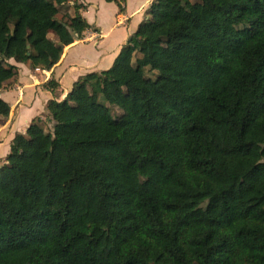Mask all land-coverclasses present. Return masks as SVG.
<instances>
[{
	"label": "trees",
	"instance_id": "trees-1",
	"mask_svg": "<svg viewBox=\"0 0 264 264\" xmlns=\"http://www.w3.org/2000/svg\"><path fill=\"white\" fill-rule=\"evenodd\" d=\"M68 1L0 0V88L90 27ZM146 13L11 140L0 264H264V0Z\"/></svg>",
	"mask_w": 264,
	"mask_h": 264
},
{
	"label": "crops",
	"instance_id": "crops-1",
	"mask_svg": "<svg viewBox=\"0 0 264 264\" xmlns=\"http://www.w3.org/2000/svg\"><path fill=\"white\" fill-rule=\"evenodd\" d=\"M150 1L138 0L132 6L130 0H120V10L117 3L105 0H70L68 13L74 14L75 2L83 5L79 13L90 27L64 46L56 64L50 69L31 68L9 59L17 67V75L9 81L10 87L0 88V97L10 106L9 115L0 116V164L15 134L24 133L33 118L42 117L49 100H62L79 77L111 67L129 36L146 19ZM48 81L56 82V87L49 88Z\"/></svg>",
	"mask_w": 264,
	"mask_h": 264
},
{
	"label": "rangeland",
	"instance_id": "rangeland-1",
	"mask_svg": "<svg viewBox=\"0 0 264 264\" xmlns=\"http://www.w3.org/2000/svg\"><path fill=\"white\" fill-rule=\"evenodd\" d=\"M69 1H70V0H69ZM130 1H131V5L134 6L138 0H130ZM191 1H196V0H191ZM69 7H70V6H66V5H65V6L63 7V9H68ZM51 38L55 39V37H53V36H51ZM3 94H4V93H3ZM44 117H45V114L42 115V118H43V119H45ZM0 121H1V118H0Z\"/></svg>",
	"mask_w": 264,
	"mask_h": 264
},
{
	"label": "built area",
	"instance_id": "built-area-1",
	"mask_svg": "<svg viewBox=\"0 0 264 264\" xmlns=\"http://www.w3.org/2000/svg\"><path fill=\"white\" fill-rule=\"evenodd\" d=\"M96 36V35H95Z\"/></svg>",
	"mask_w": 264,
	"mask_h": 264
}]
</instances>
